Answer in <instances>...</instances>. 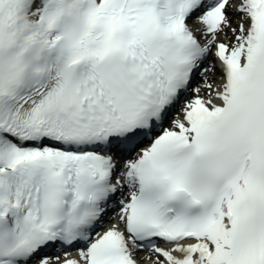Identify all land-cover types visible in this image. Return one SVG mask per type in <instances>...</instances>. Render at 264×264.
<instances>
[{
	"label": "snow or ice",
	"instance_id": "6c2138e0",
	"mask_svg": "<svg viewBox=\"0 0 264 264\" xmlns=\"http://www.w3.org/2000/svg\"><path fill=\"white\" fill-rule=\"evenodd\" d=\"M0 264H264V0H0Z\"/></svg>",
	"mask_w": 264,
	"mask_h": 264
}]
</instances>
